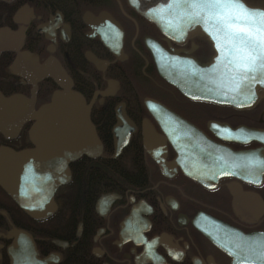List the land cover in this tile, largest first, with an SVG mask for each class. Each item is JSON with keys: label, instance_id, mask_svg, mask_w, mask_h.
Segmentation results:
<instances>
[{"label": "flooded vegetation", "instance_id": "1", "mask_svg": "<svg viewBox=\"0 0 264 264\" xmlns=\"http://www.w3.org/2000/svg\"><path fill=\"white\" fill-rule=\"evenodd\" d=\"M149 43L164 59L215 54L204 29L171 37L130 0H0V95L39 109L62 90L44 75L58 63L102 143L69 163L48 215H31L0 184V264H13L15 228L45 264H264V88L253 102L192 97L160 74ZM119 110L130 138L115 155ZM33 122L0 127V148H33ZM91 173L108 176L82 187Z\"/></svg>", "mask_w": 264, "mask_h": 264}, {"label": "water", "instance_id": "2", "mask_svg": "<svg viewBox=\"0 0 264 264\" xmlns=\"http://www.w3.org/2000/svg\"><path fill=\"white\" fill-rule=\"evenodd\" d=\"M130 1L171 37L202 28L213 42L215 54L211 62L205 64L172 55L164 59L160 52L164 56L168 54L149 43L159 72L166 80L192 97L202 96L230 104L257 99L258 90L264 88L263 9L250 7L243 0ZM23 11L21 8L18 14ZM112 23L119 27L115 21ZM102 34L106 44L116 49L119 40L115 46L112 34ZM44 75L52 76L62 90L37 110L22 96L0 95L3 131L18 130L24 121H34L29 131L33 148L22 151L0 148V184L35 217L51 212L43 204L52 201L55 189L71 178L69 163L83 154L96 156L102 147L91 120V105L72 88V80L64 68L52 63ZM146 104L151 111L157 106L152 99H147ZM118 118L119 123L113 130L115 155L130 138L127 119L121 110ZM108 197L104 196L99 202ZM9 235L15 237L8 248L13 264H45V260L37 257L30 233L15 228Z\"/></svg>", "mask_w": 264, "mask_h": 264}, {"label": "trees", "instance_id": "3", "mask_svg": "<svg viewBox=\"0 0 264 264\" xmlns=\"http://www.w3.org/2000/svg\"><path fill=\"white\" fill-rule=\"evenodd\" d=\"M104 131H100V133H103ZM88 169V168H87ZM103 170H110V171H112L113 169H107V168H101V170L100 171H103ZM110 174H112V173H110ZM107 176L108 175H105V174H102V176H99L98 174H95L94 175V173H91L90 175H87V176H85L84 177V182H83V184H82V187H84V188H90L93 184V182L95 181V180H97V181H99L100 179H102V178H107ZM112 176V175H111Z\"/></svg>", "mask_w": 264, "mask_h": 264}]
</instances>
